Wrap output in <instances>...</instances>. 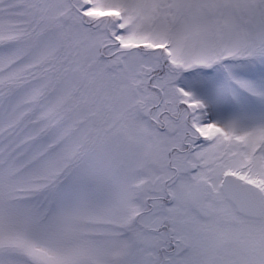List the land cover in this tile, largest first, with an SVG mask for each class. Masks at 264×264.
Here are the masks:
<instances>
[{
  "label": "snow or ice",
  "instance_id": "obj_1",
  "mask_svg": "<svg viewBox=\"0 0 264 264\" xmlns=\"http://www.w3.org/2000/svg\"><path fill=\"white\" fill-rule=\"evenodd\" d=\"M0 264H264V0H0Z\"/></svg>",
  "mask_w": 264,
  "mask_h": 264
}]
</instances>
